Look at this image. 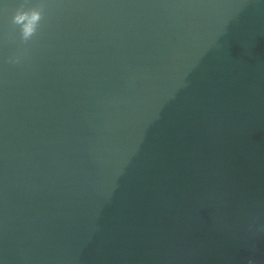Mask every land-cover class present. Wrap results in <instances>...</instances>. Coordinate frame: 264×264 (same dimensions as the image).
<instances>
[{
    "label": "water",
    "instance_id": "1",
    "mask_svg": "<svg viewBox=\"0 0 264 264\" xmlns=\"http://www.w3.org/2000/svg\"><path fill=\"white\" fill-rule=\"evenodd\" d=\"M12 3L0 264H264V0Z\"/></svg>",
    "mask_w": 264,
    "mask_h": 264
},
{
    "label": "clouds",
    "instance_id": "2",
    "mask_svg": "<svg viewBox=\"0 0 264 264\" xmlns=\"http://www.w3.org/2000/svg\"><path fill=\"white\" fill-rule=\"evenodd\" d=\"M9 9L12 10L10 18L12 26L20 24L21 21H25L20 24L18 34L15 29L14 31L18 37V45L26 46L37 33L44 13L40 7L35 5L25 8L24 5L12 3V0H0V14L6 13ZM5 62L12 66L19 65L22 62V55L13 52L6 57Z\"/></svg>",
    "mask_w": 264,
    "mask_h": 264
}]
</instances>
